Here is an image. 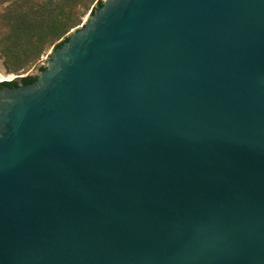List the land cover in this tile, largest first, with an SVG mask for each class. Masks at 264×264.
<instances>
[{
	"label": "water",
	"instance_id": "obj_1",
	"mask_svg": "<svg viewBox=\"0 0 264 264\" xmlns=\"http://www.w3.org/2000/svg\"><path fill=\"white\" fill-rule=\"evenodd\" d=\"M101 1L0 83V264H264V0Z\"/></svg>",
	"mask_w": 264,
	"mask_h": 264
},
{
	"label": "rangeland",
	"instance_id": "obj_2",
	"mask_svg": "<svg viewBox=\"0 0 264 264\" xmlns=\"http://www.w3.org/2000/svg\"><path fill=\"white\" fill-rule=\"evenodd\" d=\"M46 1L0 0V77L9 78L0 82L13 81L17 77L39 76L40 64L47 63L51 51L65 41L72 30L82 28L90 13L99 6V0H58L53 7L60 14L58 24L62 29L59 33L44 39L33 34L27 44L13 45L20 15H35L28 11L41 9L42 3Z\"/></svg>",
	"mask_w": 264,
	"mask_h": 264
},
{
	"label": "trees",
	"instance_id": "obj_3",
	"mask_svg": "<svg viewBox=\"0 0 264 264\" xmlns=\"http://www.w3.org/2000/svg\"><path fill=\"white\" fill-rule=\"evenodd\" d=\"M58 2V0H48L42 3L41 9L28 11V13L33 12L35 15L21 14L18 19V26L16 27L18 30L15 31L14 40H12L13 45H20L22 43L26 44L31 41L33 34H36L41 39H44L48 35H56L62 29L59 28L60 22V14L58 11H55L54 5ZM99 5H102V1L99 0ZM38 18V19H35ZM33 19V20H31ZM43 31V32H42ZM65 34V33H64ZM68 38H66L67 40ZM44 68L42 67L41 70ZM37 77L26 76L24 77V81L29 83L34 82ZM5 84H14L13 81L4 82Z\"/></svg>",
	"mask_w": 264,
	"mask_h": 264
},
{
	"label": "flooded vegetation",
	"instance_id": "obj_4",
	"mask_svg": "<svg viewBox=\"0 0 264 264\" xmlns=\"http://www.w3.org/2000/svg\"><path fill=\"white\" fill-rule=\"evenodd\" d=\"M0 83H1V82H0ZM21 84H28L27 82L24 81V77L21 78V79H19V80H16V81L14 82V84H5V85H8V86L13 87V86L21 85ZM1 87H3L2 84L0 85V88H1Z\"/></svg>",
	"mask_w": 264,
	"mask_h": 264
},
{
	"label": "bare ground",
	"instance_id": "obj_5",
	"mask_svg": "<svg viewBox=\"0 0 264 264\" xmlns=\"http://www.w3.org/2000/svg\"><path fill=\"white\" fill-rule=\"evenodd\" d=\"M9 78L7 77V76H2V77H0V81L1 80H8Z\"/></svg>",
	"mask_w": 264,
	"mask_h": 264
}]
</instances>
